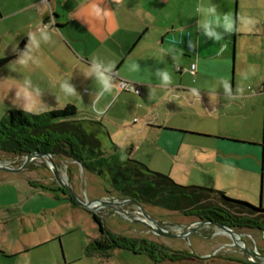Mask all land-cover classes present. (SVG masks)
Segmentation results:
<instances>
[{"label":"crops","instance_id":"0c3cea01","mask_svg":"<svg viewBox=\"0 0 264 264\" xmlns=\"http://www.w3.org/2000/svg\"><path fill=\"white\" fill-rule=\"evenodd\" d=\"M215 1L0 0V59L9 58L0 68L17 65L15 60L29 43L28 32L54 18L51 42L45 43L37 32L40 48L30 53L39 66L18 65L14 79L29 78L33 88L41 79L45 89L40 93L58 105L55 109L73 104L80 118L100 120L108 132L112 126L113 135L123 138L109 142L110 131L103 139L106 148L115 143L128 156L180 183L216 187L237 198L242 197L231 192L242 189L255 198L262 172L260 149L253 146L260 140L252 137L254 130L250 134L231 130L228 122L240 117L227 110L241 106L243 100L247 105L252 95L245 92L248 75L255 94L264 93V0L244 1L243 16L258 21L251 32L243 30L233 14L240 30L233 33L238 77L231 91L225 73L231 33L210 25L221 37L216 41L197 26L203 15L196 11L198 5L215 6L221 18L231 14L227 2L218 6ZM94 6L103 11L97 15ZM93 58L114 65L110 93H99L94 78L84 77ZM216 58L224 69L212 72ZM133 64H139L138 71L132 70ZM161 70L169 72L171 84L161 83L157 74ZM119 80L139 84L140 94L119 89ZM62 81L74 85L77 94L65 96ZM208 83L213 88L206 87ZM240 83L242 97L236 91Z\"/></svg>","mask_w":264,"mask_h":264},{"label":"rangeland","instance_id":"374dc122","mask_svg":"<svg viewBox=\"0 0 264 264\" xmlns=\"http://www.w3.org/2000/svg\"><path fill=\"white\" fill-rule=\"evenodd\" d=\"M216 1L214 3L218 6L227 2L232 18L233 14L234 17L243 16L245 0ZM233 33L234 31L228 39L227 71L225 69L229 79V91L234 87L235 75L237 74L238 77V46L236 41L234 51L232 48ZM211 65L212 72L219 70L220 67L224 69V64H221L217 58L211 62ZM17 68L18 65L13 63L9 67L0 68V119L10 110H22L16 107L13 99L16 88L23 84L20 79H14ZM247 77L245 92L252 95L247 105H243V100L241 106H233L227 110L229 115L240 117L238 122H228V127L231 130L244 131L249 134L254 130L252 137H258L260 140V143L253 147L260 149L262 174L259 175L255 198L242 189L232 191L231 194L240 195L242 198H251L252 201H246L256 206L262 204L264 207V93L255 94L256 89L253 81H251L252 78L250 75ZM42 84L44 82L38 79L37 88L44 90L45 86ZM200 85L201 83L198 86ZM206 87L213 88V85L208 83ZM39 99L46 104L48 110L58 106L42 94ZM250 118L252 120L249 122L248 119ZM189 126L193 127V125ZM109 128V132L111 131L112 134L109 142L112 139L118 141L123 138L121 135L115 137L112 133L113 127ZM25 159V157L0 153V161L13 168L23 165ZM54 160L58 164L64 181L70 185L80 199L92 200L109 196L117 198L118 201L122 200L116 192L108 191L111 188L105 177L83 170L74 161L57 157H54ZM169 165L170 161L168 162ZM36 185H43L48 189ZM58 185L48 160L40 157L31 160L26 168L20 172H8L0 169V264H244L246 261L242 249L234 245L233 240L224 234L219 227L206 225L191 233L187 238H173L154 233L144 223L138 222L121 212L117 213L113 206H103L96 212L101 217L103 225L112 233L136 239L152 240L166 245L171 250H188L197 256L187 260L171 261L162 260L158 255L154 259L147 253H135L124 249L94 252L88 255L85 246L93 239L100 238L101 235L98 224L91 214L92 210L79 203L72 204L65 199V195L57 190ZM203 186L219 189L207 185ZM144 208L153 218L173 232L198 221L194 217L185 216L177 211L150 205L144 206ZM125 209H128L134 217H141L135 204L125 203ZM237 231L250 250L257 249L259 253L264 255L262 231L249 229ZM15 253L19 254L13 256ZM247 256L251 261L259 260L257 257ZM235 258L242 259L244 262L242 260L236 261Z\"/></svg>","mask_w":264,"mask_h":264},{"label":"trees","instance_id":"16d2710c","mask_svg":"<svg viewBox=\"0 0 264 264\" xmlns=\"http://www.w3.org/2000/svg\"><path fill=\"white\" fill-rule=\"evenodd\" d=\"M22 47L23 44L19 50ZM8 60L0 59V67ZM108 135L107 127L100 120L80 118L73 104L39 115L15 109L0 119V153L14 156L32 152L51 153L54 157L78 163L89 173L105 177L111 188L107 190L116 192L122 199L135 200L142 206L177 211L201 221L220 222L235 230L264 231L262 205L231 198L224 190L178 183L169 174L153 170L128 156V152L121 151L115 143L106 148L103 139ZM36 186L48 189L43 185ZM57 190L72 204H78L64 188L58 185ZM91 214L95 222L101 224L102 230L100 238L85 246L88 255L124 249L147 253L154 259L158 255L162 260L171 261L197 256L188 250H171L152 240L112 233L98 214L92 211ZM239 260L242 259H236ZM244 264L255 263L245 261Z\"/></svg>","mask_w":264,"mask_h":264},{"label":"clouds","instance_id":"9594fccd","mask_svg":"<svg viewBox=\"0 0 264 264\" xmlns=\"http://www.w3.org/2000/svg\"><path fill=\"white\" fill-rule=\"evenodd\" d=\"M114 2L120 3V0H114ZM94 10L97 15H99L103 11L96 6H94ZM196 11L203 14L202 19L198 22L197 26H202L205 29L206 34L209 37H215L216 41H220L221 37L210 27V25L221 26L226 29L229 33L240 30V28H237L236 21L233 20L230 13L224 14L221 18V16L217 14L215 6L205 7L203 5H198L196 7ZM238 20L243 30H246L248 32H251L255 25L258 23L257 20L247 16L238 17ZM54 23L55 19L53 18L50 20L49 24L37 25L35 28L36 31L28 32L27 36L29 39V43L26 45V51L22 52L20 57L15 60V63L17 65H19L21 68H26L30 64L39 66L38 58H34L30 54L32 51L39 50L40 48V45L37 40V32L39 33L40 37H42L45 43L51 42L52 36L49 31V28ZM192 47L193 45L191 44V41H189V48L191 49ZM113 70L114 65L111 62H109L107 66H105L103 62L97 61L95 58H93L91 64H89L88 68L83 72V74L85 79L94 78L95 83L98 85L99 93H110L113 87L111 75V73H113ZM132 70L138 71L139 64H133ZM157 74L160 76L161 83L163 85L167 86L172 83V79L168 71L161 70ZM247 78L248 77L246 76L245 79ZM223 81L225 82V90L227 91V81ZM60 91L65 96H72L77 94L75 86L69 83V81H62L60 83ZM236 91L242 97L244 94V85L242 83L238 84ZM40 97V89L33 88L31 80L29 78H26L23 84L16 88L13 99L16 107L22 109L24 112L39 115L41 112L48 110L46 104L39 99Z\"/></svg>","mask_w":264,"mask_h":264},{"label":"water","instance_id":"95a60500","mask_svg":"<svg viewBox=\"0 0 264 264\" xmlns=\"http://www.w3.org/2000/svg\"><path fill=\"white\" fill-rule=\"evenodd\" d=\"M233 50L235 51V37L233 39ZM17 157H25L26 158L23 165H21L20 167H17V168H15V167L13 168V167H10L9 165L2 163L0 161V169H2L4 171H8V172H20V171L24 170L26 168V165L31 160H33L34 158H39V157L43 158L45 160H48V162L50 164V168L53 171V174H54L55 179L58 182V184L62 188H64L65 191L68 192L76 200L77 203H79L80 205L94 211V213H96L103 206H113L117 210V213L121 212L125 215H128L129 217L133 218L134 220H136L138 222L144 223L154 233L159 234V235H163V236L173 237V238H175V237L187 238L191 233L200 230L202 227H204L206 225H214L216 227H219L224 234H227L233 240L234 245H236L240 249H242L244 256L246 257V261H249V262H252L255 264H264V255L259 253L257 249L250 250L244 244V241H243V238L241 237V234L237 230H235V229H233V228H231L225 224H222L220 222H212L210 220H202V221L198 220L190 226H185L182 229H180L179 231L173 232V231H170L169 229H167L165 226H163L160 221L153 218L146 211L144 206H142L140 203L136 202L135 200L122 199L121 201H118L117 198H115V197H109V198L108 197L107 198L101 197V198H95L92 200L80 199L78 197V195L74 192V190L70 187V185L64 181V179L60 173L58 164L54 160V156L51 153L32 152L29 155L17 156ZM128 202L133 203L137 206V208H138L137 212L139 214H141V217L140 216L134 217L128 209H125V203H128ZM97 224H98L99 230L101 231L102 230L101 224H99V223H97ZM262 235L264 237V231L262 232ZM247 255L257 257L259 260L251 261V259H249Z\"/></svg>","mask_w":264,"mask_h":264},{"label":"built area","instance_id":"2783aa9c","mask_svg":"<svg viewBox=\"0 0 264 264\" xmlns=\"http://www.w3.org/2000/svg\"><path fill=\"white\" fill-rule=\"evenodd\" d=\"M192 72L195 73V65L192 66L191 68ZM119 89L122 90H131L134 91L135 93L140 94L141 92V88L139 84H134L132 82L126 81V80H119V85H118Z\"/></svg>","mask_w":264,"mask_h":264},{"label":"flooded vegetation","instance_id":"af4514ba","mask_svg":"<svg viewBox=\"0 0 264 264\" xmlns=\"http://www.w3.org/2000/svg\"><path fill=\"white\" fill-rule=\"evenodd\" d=\"M109 197V196H108ZM139 214V213H138ZM140 215V214H139ZM127 216V215H126Z\"/></svg>","mask_w":264,"mask_h":264}]
</instances>
